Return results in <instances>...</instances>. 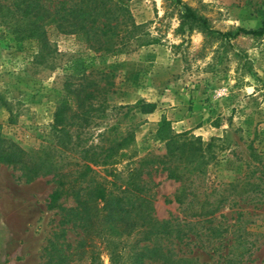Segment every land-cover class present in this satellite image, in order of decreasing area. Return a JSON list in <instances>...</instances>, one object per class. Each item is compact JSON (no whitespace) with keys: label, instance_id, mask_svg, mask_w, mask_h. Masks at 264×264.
Listing matches in <instances>:
<instances>
[{"label":"rangeland","instance_id":"1","mask_svg":"<svg viewBox=\"0 0 264 264\" xmlns=\"http://www.w3.org/2000/svg\"><path fill=\"white\" fill-rule=\"evenodd\" d=\"M117 1L143 27L150 45L106 57L80 36L50 29L51 51L43 57L36 42L17 43L0 27V137L80 170L85 149L131 133L113 164L94 167L96 179L117 190L140 159L165 155L157 132L168 121L175 133L201 139L206 164L191 165L196 171L187 174L190 194L183 206L166 202L181 183L153 168L154 213L171 221L173 233L158 244L174 258L197 264H264V36L207 37L181 27V7L170 1ZM182 2L221 33L257 30L264 23V0ZM91 71L114 75L107 109L82 122L73 100L64 125L55 128L67 88H76ZM141 103L155 105L154 111L134 108ZM56 185L52 175L27 181L0 163V264H48L46 250L58 235L60 243L72 245L64 249L75 252L81 230L62 227L60 211L48 208ZM61 204L75 206L72 199ZM202 207L218 211L195 215ZM63 228L68 230L62 239ZM103 228L101 222L98 235L77 248L71 264H127L134 237L124 238L112 263L110 244L118 242L110 243Z\"/></svg>","mask_w":264,"mask_h":264},{"label":"trees","instance_id":"2","mask_svg":"<svg viewBox=\"0 0 264 264\" xmlns=\"http://www.w3.org/2000/svg\"><path fill=\"white\" fill-rule=\"evenodd\" d=\"M167 1L181 7V27L189 25L190 30L198 29L207 37L217 35L231 39L241 35L264 36V23L257 30L238 29L235 34L221 33L212 29L206 18L198 15L182 0ZM0 27L6 28L8 35L17 43L36 42L38 55L43 57L50 55V29L64 35H78L89 49L106 57H116L151 44L143 27L136 23L128 8L117 0H0ZM113 78L110 71H91L78 79L80 84L76 88L68 87L67 97L55 113V128L64 125V116L71 110L73 100L78 109L75 115L82 122H88L96 112H104L114 87ZM101 83L104 85L101 86ZM134 108L147 114L154 111L155 105L141 103ZM127 109L131 110L130 107ZM170 125L168 121L162 122L157 132L160 142L165 144V155L140 159L130 171L123 189L116 187L117 190H112L98 181L94 176V167L113 164L120 151L132 141L131 133L115 138L109 146L85 149L82 152L85 164L81 165L80 170L65 169L69 164L61 165L50 153L36 156L0 137V163L20 171L27 181L53 176L57 185L49 197L48 208L60 211L62 227L81 230L77 248L84 247L98 235L97 228L102 222L103 234L108 241L118 242L115 247L109 243L112 263H117L120 258L116 250L124 238L133 236L134 240L125 253L127 264H197L192 260L174 258L158 244L173 233L171 221H160L154 213L153 190L156 184L152 181L153 168L157 167L156 171L161 168L169 180L181 183V189L174 199L166 202L183 206L190 194L186 184L187 174L196 171L191 165L206 164L201 139L192 137L189 132L177 134ZM63 146L66 148L65 144ZM68 199H72L75 206L65 207L61 204ZM217 211L218 208L202 207L195 215L209 216ZM61 230L63 239L68 229ZM59 240L58 235L50 241L46 250L48 264H71L78 254L77 248L75 252L68 253L64 246L70 249L72 245L67 240L62 243Z\"/></svg>","mask_w":264,"mask_h":264}]
</instances>
